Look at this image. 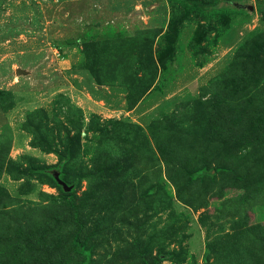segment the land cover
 <instances>
[{"label":"rangeland","instance_id":"374dc122","mask_svg":"<svg viewBox=\"0 0 264 264\" xmlns=\"http://www.w3.org/2000/svg\"><path fill=\"white\" fill-rule=\"evenodd\" d=\"M0 264H264V0H0Z\"/></svg>","mask_w":264,"mask_h":264},{"label":"water","instance_id":"95a60500","mask_svg":"<svg viewBox=\"0 0 264 264\" xmlns=\"http://www.w3.org/2000/svg\"><path fill=\"white\" fill-rule=\"evenodd\" d=\"M19 73H20V71L17 70V71H16V74H19ZM60 183H61V185H62V187H63V189H64L65 191H68V190H69V188L66 187L65 184H63L62 182H60Z\"/></svg>","mask_w":264,"mask_h":264}]
</instances>
